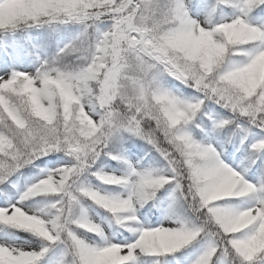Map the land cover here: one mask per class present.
I'll return each instance as SVG.
<instances>
[{"label": "snow or ice", "instance_id": "6c2138e0", "mask_svg": "<svg viewBox=\"0 0 264 264\" xmlns=\"http://www.w3.org/2000/svg\"><path fill=\"white\" fill-rule=\"evenodd\" d=\"M0 264H264V0H0Z\"/></svg>", "mask_w": 264, "mask_h": 264}]
</instances>
